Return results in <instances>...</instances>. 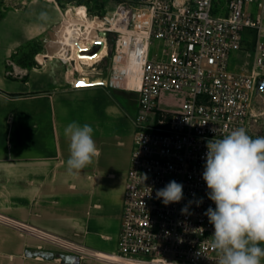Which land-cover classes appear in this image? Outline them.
Segmentation results:
<instances>
[{
    "label": "built area",
    "instance_id": "obj_1",
    "mask_svg": "<svg viewBox=\"0 0 264 264\" xmlns=\"http://www.w3.org/2000/svg\"><path fill=\"white\" fill-rule=\"evenodd\" d=\"M52 1L61 19L44 38L37 63L59 59L74 77L101 78L94 84L140 94L118 248L102 258L84 244L5 215L0 221L108 264H217L214 226L204 215L215 208L202 179L207 142L240 127L251 136L264 115V91L258 89L264 79V0H121L103 14ZM103 41L107 52L100 59L77 60V52L94 54ZM247 43L250 69H230L231 53ZM172 180L183 185V199L165 206L156 191Z\"/></svg>",
    "mask_w": 264,
    "mask_h": 264
},
{
    "label": "crops",
    "instance_id": "obj_2",
    "mask_svg": "<svg viewBox=\"0 0 264 264\" xmlns=\"http://www.w3.org/2000/svg\"><path fill=\"white\" fill-rule=\"evenodd\" d=\"M39 12L41 23L20 39L5 45L0 38V214L107 258L106 252L118 248L138 103L132 116L121 94L109 87L84 85L80 78L68 82L63 73L33 63L12 61L15 74L8 75L7 60L16 47L51 25L45 10ZM52 24L53 29L57 23ZM72 121L93 127L100 155L69 173L64 128ZM36 236L0 221V264H108L68 251L53 253L39 246Z\"/></svg>",
    "mask_w": 264,
    "mask_h": 264
},
{
    "label": "clouds",
    "instance_id": "obj_3",
    "mask_svg": "<svg viewBox=\"0 0 264 264\" xmlns=\"http://www.w3.org/2000/svg\"><path fill=\"white\" fill-rule=\"evenodd\" d=\"M93 132L92 126L76 121L64 128V135L70 140V156L66 161L69 173L84 169L99 157ZM205 159L202 179L215 208L209 207L204 215L214 226L211 247L217 252V264H262L264 136L252 138L245 128L234 129L223 138L207 142ZM146 179L143 175V181ZM183 195V185L175 180L156 191V197L165 206L179 203ZM202 202L196 201L197 206ZM187 211V206L181 209L182 214Z\"/></svg>",
    "mask_w": 264,
    "mask_h": 264
},
{
    "label": "rangeland",
    "instance_id": "obj_4",
    "mask_svg": "<svg viewBox=\"0 0 264 264\" xmlns=\"http://www.w3.org/2000/svg\"><path fill=\"white\" fill-rule=\"evenodd\" d=\"M59 6L64 9L68 6H71L73 4H78L74 0H57ZM121 0H104L105 2V12L111 11L113 8L116 7V5ZM43 2H51L46 4ZM83 4V3H82ZM90 4H94V1H90ZM86 5V4H85ZM55 3L52 0H0V38H3V41L5 45L12 43L11 41H16L24 36V34L34 29L35 26H38L37 24L41 23V16L39 11L45 10L46 19H48L51 22V25L47 27V29H52L53 24L52 23H59L61 19V14L58 12V10L55 7ZM98 13V14H103ZM45 29L38 37L34 38L33 40L22 43L18 47H16V52L12 54L10 59L7 60V73L10 76H13L15 74V67L12 61H17L21 64H30L33 63L35 67H41L45 68L47 70H52L56 73H63L64 76H67L68 82H72L74 76H72L69 73V69H71V66L62 63L59 59H53L51 61H45L42 65L38 66V63L35 59V55L37 49H41L39 51H45L46 46L44 42V38L49 37L50 33L49 30ZM110 37H113V35H110ZM245 50L240 51H233L230 56L229 60V68L239 69L247 71L250 69L252 64V56L253 52L252 50L247 49L250 47V45L247 43L245 46ZM109 52L111 54L112 52V43L109 42ZM1 54V52H0ZM40 55V54H39ZM43 56V55H41ZM39 57V56H38ZM33 61V62H31ZM42 70V69H41ZM76 77V76H75ZM110 91H114L117 93H120L119 97L121 100L129 105L131 107V115H135V105L138 103L139 109V99L140 94L135 91H129V90H116L109 87ZM123 95V96H122ZM258 136H264V115L259 120V126L257 129V132L255 134H252V138H256ZM39 238L38 236H36ZM40 245L44 246L47 245L51 252L58 253L67 252L63 247L58 246L56 244L50 243L46 241L45 239L39 238ZM261 247H264V245H260ZM262 264H264V261H262Z\"/></svg>",
    "mask_w": 264,
    "mask_h": 264
},
{
    "label": "bare ground",
    "instance_id": "obj_5",
    "mask_svg": "<svg viewBox=\"0 0 264 264\" xmlns=\"http://www.w3.org/2000/svg\"><path fill=\"white\" fill-rule=\"evenodd\" d=\"M57 52H58L57 47L51 48V50L49 51V55H52V54L57 53ZM106 52H107V46H106L105 42L103 41L102 48H100L94 54L81 53L79 51L76 53V57H77V60L81 58L86 63L90 64V63L100 59L104 54H106ZM77 65H81L79 61L77 62ZM77 78L83 79L84 85L98 83L102 80L101 78H97V77L92 79V78H89L88 76H85V75H79V76L74 77L73 79L75 80ZM131 79H132V83H134V84L139 83V74H137V73L133 74V76L130 78V81H131ZM74 84L77 85L75 82H74Z\"/></svg>",
    "mask_w": 264,
    "mask_h": 264
},
{
    "label": "trees",
    "instance_id": "obj_6",
    "mask_svg": "<svg viewBox=\"0 0 264 264\" xmlns=\"http://www.w3.org/2000/svg\"><path fill=\"white\" fill-rule=\"evenodd\" d=\"M80 4H86L88 10L91 14L93 13H103L105 11V2L104 0H74ZM90 1H94V4H90Z\"/></svg>",
    "mask_w": 264,
    "mask_h": 264
},
{
    "label": "water",
    "instance_id": "obj_7",
    "mask_svg": "<svg viewBox=\"0 0 264 264\" xmlns=\"http://www.w3.org/2000/svg\"><path fill=\"white\" fill-rule=\"evenodd\" d=\"M258 89L259 91H264V79L258 83Z\"/></svg>",
    "mask_w": 264,
    "mask_h": 264
},
{
    "label": "snow or ice",
    "instance_id": "obj_8",
    "mask_svg": "<svg viewBox=\"0 0 264 264\" xmlns=\"http://www.w3.org/2000/svg\"><path fill=\"white\" fill-rule=\"evenodd\" d=\"M81 83H83V82H81Z\"/></svg>",
    "mask_w": 264,
    "mask_h": 264
}]
</instances>
